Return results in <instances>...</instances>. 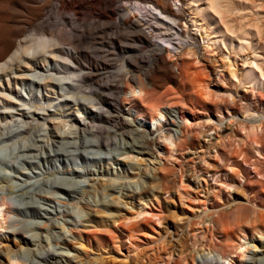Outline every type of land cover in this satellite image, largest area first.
I'll use <instances>...</instances> for the list:
<instances>
[{
	"label": "rangeland",
	"instance_id": "374dc122",
	"mask_svg": "<svg viewBox=\"0 0 264 264\" xmlns=\"http://www.w3.org/2000/svg\"><path fill=\"white\" fill-rule=\"evenodd\" d=\"M227 1L229 20H207L216 35L207 43L193 31L187 0H0V56L42 33L83 32L82 62L96 69L85 87L106 88L110 103L104 116L81 94L46 107L73 123L93 120L110 134L104 142L89 126L65 137L44 132L38 118L0 128V264L20 260L6 248L24 264H239V248L247 249L242 264H264V0ZM136 2L175 20L167 37L180 33L179 50L137 49L120 27L103 24ZM140 13V28L155 30ZM124 59L134 80L119 85L113 73ZM195 78L206 82L200 98ZM153 106L161 121L148 126L137 117Z\"/></svg>",
	"mask_w": 264,
	"mask_h": 264
},
{
	"label": "bare ground",
	"instance_id": "6f19581e",
	"mask_svg": "<svg viewBox=\"0 0 264 264\" xmlns=\"http://www.w3.org/2000/svg\"><path fill=\"white\" fill-rule=\"evenodd\" d=\"M172 2L175 3L176 0H172ZM187 2H188L187 7H190L192 12V16H190L189 19L193 31L196 32L198 35H200L201 40L203 42L206 41L207 43H214L216 37L214 33L215 28L214 25H212V23L208 22L207 20H209L212 16L219 19L220 21H223L224 19L229 20L228 17L232 13L230 3L228 1L224 2V0H187ZM103 5L105 8L108 7L107 2H104ZM136 6H138L139 9L134 8L131 10V12L123 9L122 7H119L116 10L118 14L115 16V18H110L104 21L103 24L120 27L127 36L134 38L133 44L137 49H141L145 45L148 47L150 46L155 47L158 52H161L163 49L173 50V51L179 50L174 46L172 40H175L176 41L175 43L180 47L183 46L184 42L182 41L181 35L178 31L174 32V38L170 39L167 37V32H168L167 26L174 27L177 25L175 20L170 18L171 16L168 17L162 10L155 7V5H150V4L145 5L142 4L141 2H136ZM142 8L145 14L144 16L151 17L153 19L154 24L156 26L155 30L160 31V29L162 30L165 29L162 33H156V31L152 28H150L148 32L140 28L142 21L138 19V16L136 14L133 15V11L135 10L139 12V14L141 15L140 10H142ZM163 27L165 28L163 29ZM81 29H83V27ZM114 31L115 30H113V32ZM239 33L243 41V43H241V46H245L246 33L243 30H239ZM257 33L259 35H264V28L258 30ZM83 35H84L83 32L76 34L73 33L72 31L66 34H64V32L55 33L53 31L50 32L49 34L42 33L39 34L38 36L32 37L31 39L30 38L28 40L24 39L23 46L18 45L19 47L12 56H8V54L5 53L0 56V128L4 126L5 123L8 122L10 123L11 121L15 123L16 122L18 123L19 121L21 122L22 118L23 119L31 118L34 121L35 119L38 118L40 119L41 124L44 128L43 131L47 132V128H48V130H50L49 132H52V134L55 136L57 134L56 131L59 132V135L65 137V135L72 132V129H84L89 126L94 130V133L93 132L92 133L94 134L93 137L96 139V142L99 141L104 142V140L105 141L109 140L108 137L110 134L108 133L110 131L107 130L104 131V133L108 134L106 138H104L102 135L103 132H101L103 128L98 125L90 124V122H92L93 120L89 121L88 123L82 121H77L73 123L71 122V120L64 119L63 117L62 119L60 117L61 119L60 120L59 118L53 117L54 115L52 113L48 114L47 112L48 110L46 109V107H50L51 102L55 96L57 98L62 96H67L71 98L72 96L77 97L76 95L81 94L82 97L79 96V98H83V99L89 97L92 98L91 96H93L91 100L92 103L94 104V108L96 109L97 113L94 112L92 114H96V115L99 114L103 116L104 114L109 115L108 111L105 113L103 112L104 107L108 108L106 104L107 105L110 104L107 103L106 101L107 99L105 98L104 95V89L106 88H102L101 86H97L96 88H93V86L85 87V81L87 79H92L93 77L96 76L95 74L96 69L94 71L93 65L82 62L81 57L83 56V54L79 46V43L83 39ZM237 46H239V44H237ZM87 52L93 53V50L87 49ZM141 58H145V57H141ZM263 59H264V55L259 54L257 60H263ZM127 61L128 60L124 59L119 68L118 73H113V76L118 78L119 85L122 84L123 81L125 80H129L130 82H133L134 80V76L131 75L132 72L127 70V65H126ZM252 76L256 77L254 73L252 74ZM1 77H5L7 79V86L6 87L4 86V88L2 87L1 84ZM12 81L14 82L15 89L14 88L11 89L10 87ZM95 83L97 85L99 84L98 82ZM205 83H206L205 80L200 78H195L191 82L192 88L193 90H195V94L198 95L199 98L205 94V90L207 89V88L205 89ZM24 86H28L30 89L34 90L38 94L37 97H34V99L33 98L29 99V96L25 91ZM16 88L23 90L29 100H27L26 97L20 95L19 92L16 91ZM151 110L152 113L148 115L140 114L138 115L137 119L143 121L148 126L149 124L151 125L155 122H160L162 112L159 110L157 106H153ZM103 119L104 118H102V120ZM118 119L111 122L112 123L111 125L113 127L121 123L118 121ZM126 123L127 122L124 121L122 125H125L126 127L127 126ZM146 139H147L146 140L147 144H150L151 142L149 141V139L148 138ZM253 144L256 145L255 151L257 153L260 152L259 151L260 144H258L257 141H253ZM5 205H7V203L3 199H0V217L2 216L4 210L2 207H4ZM261 216L262 214H260L259 218H261ZM239 218L240 217L238 216L237 219ZM244 220L248 221L250 220V217L246 216ZM251 220L254 221L252 223L253 224L252 229L258 233L259 231L258 227L261 226V224H259L258 226L256 219L252 217ZM261 227L263 228V226ZM239 247L240 246H238V248ZM252 247L255 248L256 246L252 245ZM238 250L240 251V253L237 260L238 261L240 260L239 264H242L243 260L246 258L247 249L239 248ZM13 252L14 251H12L9 248H6L4 250V254L8 259L21 260V258L18 257ZM20 260H17L18 262L14 264H24L22 260L21 261ZM229 264H233V263L230 261ZM259 264H261V262H259Z\"/></svg>",
	"mask_w": 264,
	"mask_h": 264
}]
</instances>
